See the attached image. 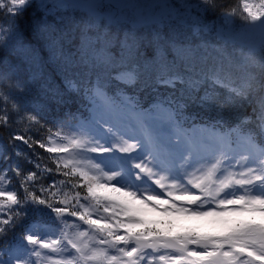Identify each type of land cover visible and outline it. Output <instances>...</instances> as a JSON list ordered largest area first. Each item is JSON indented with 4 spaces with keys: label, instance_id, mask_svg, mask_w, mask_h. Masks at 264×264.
<instances>
[{
    "label": "snow or ice",
    "instance_id": "obj_1",
    "mask_svg": "<svg viewBox=\"0 0 264 264\" xmlns=\"http://www.w3.org/2000/svg\"><path fill=\"white\" fill-rule=\"evenodd\" d=\"M33 2L60 23L19 53L33 67L51 58L83 111L41 124L14 98L23 81L0 69V127L22 126L10 145H28L34 169L0 157V264H264V0H10L8 11ZM13 27L0 23V46ZM120 85L158 98L144 107ZM189 101L216 117L186 128ZM29 209L48 221L16 233ZM184 221L195 226L176 231Z\"/></svg>",
    "mask_w": 264,
    "mask_h": 264
},
{
    "label": "trees",
    "instance_id": "obj_2",
    "mask_svg": "<svg viewBox=\"0 0 264 264\" xmlns=\"http://www.w3.org/2000/svg\"><path fill=\"white\" fill-rule=\"evenodd\" d=\"M237 2H238V0H226V3L229 5V7L235 6L237 4ZM8 9H9V6L8 7L7 6L0 7V20H2V19H3V21L5 19H8L7 21H9L10 19L15 20V22L17 23L18 28H19L18 29L19 33H20V31H22L24 33L26 31H34V27H35L37 21H39L42 18V16H44L43 15L44 10L39 8L35 2L29 4V6H27L25 12L23 11L21 14H17L16 16H14L12 14L5 16L6 13H3V11H7ZM15 13H17V12H15ZM52 16H53V14L51 15V17ZM218 17H219V12H209L208 13V19L209 20H217ZM17 36H18V34H16L12 39L7 38L6 45L0 46V47H2V49H0V65H3V62H5L6 60H8L10 62L9 64L4 63L5 65H3L1 67V69L8 68L10 73L15 72V70L19 68V62H17V60H19V58H18V56H16V53L11 50V49H15L18 46L17 42L20 39H18ZM23 37L27 38V39H31L32 35L29 32H27V34H24ZM145 38L151 39V35L148 34V35H146ZM9 42H10V47H8ZM11 51H12V53H11ZM41 84L48 86V89L50 88L52 90H55L53 83H49V81L42 80ZM206 87H208V85H206ZM135 88L138 90H141L140 96L142 99L141 103L143 106L151 105L158 98V93L154 92L151 87L142 88L140 85H137ZM4 91H5V93L8 92V89L6 86L4 88ZM17 91H15L13 93L14 98L16 101H18L20 104H22L25 107V104L23 103V101H19V99L20 100L23 99L24 92L21 91L20 94L17 95ZM159 91H160V93H166L169 90H166L164 88H160ZM216 91H219L221 93V96L226 95V91L223 88H216ZM50 92L51 91H48V93H50ZM9 107H10V105H9ZM28 111L31 112L30 109H28ZM248 111L251 112V109H249ZM186 112L189 114H192V115H196L197 117H199L201 119H205L206 121H208V123H211V121L216 117V112L214 110L213 111H206L205 109L199 107L197 104H195L194 102H191V101L188 102V107L186 109ZM31 113L33 115H37V113H35V112H31ZM225 115H228V113L225 112ZM13 117L17 121L19 120V117L15 116V114H13ZM38 119L40 120L41 124H44V125H47L48 127H51V124H46V122L41 120L39 117H38ZM20 127H22V126L19 123L14 124L12 128L0 127V157L8 156L9 157V161H8L9 164H20L25 169H33V165L27 163L25 161V159L23 158L25 155L31 156V149L29 148V146L24 144L23 142H20V141L15 142V147H12L10 145V135L13 134L14 129H17ZM15 134H23V133L18 132ZM41 135H43V133H41ZM36 151L38 153L42 154L44 150L39 149V147L36 146ZM16 153H21V155H17ZM2 167H5V160L3 158H0V168H2ZM48 183H51V181H48ZM33 215H34V212L31 209H29L27 216L24 219V221L22 222L21 226L15 230L16 233H19L24 225H27L28 222L35 220L36 217L39 220L48 221L47 217L40 218L37 213H36V217ZM186 222H189V221H186ZM177 227L178 228L181 227V224H179ZM11 238H13V236L9 237V239H11Z\"/></svg>",
    "mask_w": 264,
    "mask_h": 264
},
{
    "label": "rangeland",
    "instance_id": "obj_3",
    "mask_svg": "<svg viewBox=\"0 0 264 264\" xmlns=\"http://www.w3.org/2000/svg\"><path fill=\"white\" fill-rule=\"evenodd\" d=\"M0 3H2L3 6H9V7H11L10 0H0ZM193 123H195L196 125H201V123L193 122V121L188 120L186 122L185 127L186 128H191V126L193 125ZM149 218L150 219H159L160 217L158 215H156V214H153ZM192 226H195V222L194 221H189V222L184 221V222L181 223V227H179V228L177 227L176 228V231H180V230L186 229L188 227H192Z\"/></svg>",
    "mask_w": 264,
    "mask_h": 264
}]
</instances>
